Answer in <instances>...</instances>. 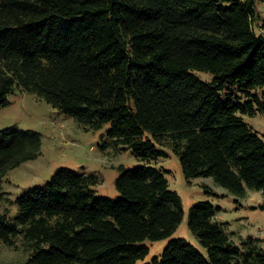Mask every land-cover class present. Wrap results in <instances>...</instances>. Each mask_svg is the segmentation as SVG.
Here are the masks:
<instances>
[{
    "label": "trees",
    "instance_id": "1",
    "mask_svg": "<svg viewBox=\"0 0 264 264\" xmlns=\"http://www.w3.org/2000/svg\"><path fill=\"white\" fill-rule=\"evenodd\" d=\"M264 1V0H262ZM257 0H0V106L16 88L34 92L115 148L147 163L118 166L115 198L97 195L93 173L58 168L43 185L0 210V242L28 256L22 264H136L145 239L168 237L184 204L150 161L170 147L188 183L212 176L234 194L260 190L264 138L244 115L264 114V33ZM195 71L212 74L201 79ZM150 133V135H147ZM41 134L0 129L1 180L41 154ZM207 192L219 195L213 188ZM264 209V201L260 203ZM220 206L198 200L187 225L203 252L170 238L143 264H264V237L238 245Z\"/></svg>",
    "mask_w": 264,
    "mask_h": 264
},
{
    "label": "rangeland",
    "instance_id": "2",
    "mask_svg": "<svg viewBox=\"0 0 264 264\" xmlns=\"http://www.w3.org/2000/svg\"><path fill=\"white\" fill-rule=\"evenodd\" d=\"M256 6L259 16L254 24L255 32L264 33V1L257 0ZM195 73L203 80L212 78V74L206 71ZM244 120L264 138V114L244 115ZM7 125L35 129L42 138L41 154L10 168L1 180L2 188L9 199L0 201V210H8L10 216L17 213L16 204L11 200L30 187L46 183L58 168L67 166L77 172H95L101 181L94 185V192L115 198L119 195L116 189L118 166L123 163L132 168L147 163L135 157L130 148H115L106 135L108 124L101 129H85L74 116L59 111L34 92L16 88L8 94V102L0 106V129ZM147 135L151 136L150 133ZM163 148L167 155L150 163L169 170L166 172L169 187L182 196L183 219L168 237L145 239L143 242L150 248L149 253L144 259L137 260L136 264H143L154 255H159L168 240L174 237H185L205 252V248L190 231L186 218L189 207L198 200H211L216 206H220L217 217L227 221L228 231L238 245L242 238L248 236L260 239L264 237V209L259 207L264 201L262 191L247 188L244 194L237 195L219 186L212 176H196L188 183L177 155L170 147ZM206 185L219 195L207 192L209 188ZM17 242L18 247H9L0 242V264H22L25 261L27 250L21 239Z\"/></svg>",
    "mask_w": 264,
    "mask_h": 264
}]
</instances>
